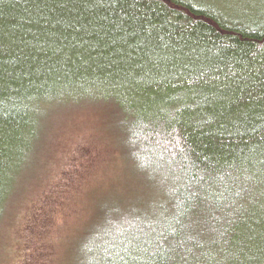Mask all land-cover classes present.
<instances>
[{"label":"trees","instance_id":"1","mask_svg":"<svg viewBox=\"0 0 264 264\" xmlns=\"http://www.w3.org/2000/svg\"><path fill=\"white\" fill-rule=\"evenodd\" d=\"M0 264H264V0H0Z\"/></svg>","mask_w":264,"mask_h":264},{"label":"rangeland","instance_id":"2","mask_svg":"<svg viewBox=\"0 0 264 264\" xmlns=\"http://www.w3.org/2000/svg\"><path fill=\"white\" fill-rule=\"evenodd\" d=\"M81 122H76L74 124H69L67 130L65 132H60V135L57 137L56 145L54 146V152L52 155V162L50 165V172L48 174V180L42 185L53 187L57 182H60L63 175L61 173V168L64 165L68 166V155L70 153L76 152L79 146H86L85 149L80 148L77 153H80L81 156L77 159L80 161L78 164V170H83L84 167H91L96 169L98 167V171L102 167V163L108 159L111 154V150H109L105 143L110 142V136H108V132L105 130L104 121L100 122V127L97 131V135L95 133L96 122L95 119L86 118V117H78ZM93 124V125H92ZM75 184V181L71 178L70 184ZM108 184L106 180H103L98 185L104 187ZM79 187V184L74 188ZM79 191V188H78ZM38 196V191L33 195ZM87 203V202H86ZM88 206V203H87ZM27 210V207H26ZM25 210H22L19 213V221H17V225L10 231L9 237L11 244L10 245V257H16L17 251L19 250V237H22L20 234L19 228L22 223L25 221L26 216L24 215ZM81 227V226H80ZM79 227V228H80ZM78 228V229H79ZM76 232V231H75ZM75 232L69 234L68 238L73 235ZM67 249V247H66ZM65 249V251H66Z\"/></svg>","mask_w":264,"mask_h":264}]
</instances>
